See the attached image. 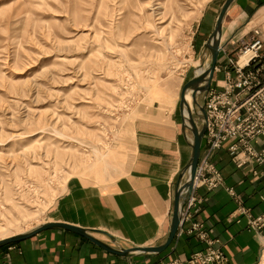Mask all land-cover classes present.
Instances as JSON below:
<instances>
[{
	"label": "rangeland",
	"instance_id": "1",
	"mask_svg": "<svg viewBox=\"0 0 264 264\" xmlns=\"http://www.w3.org/2000/svg\"><path fill=\"white\" fill-rule=\"evenodd\" d=\"M223 1L0 0V238L115 184L137 122L181 126L184 86L210 61L199 22Z\"/></svg>",
	"mask_w": 264,
	"mask_h": 264
},
{
	"label": "crops",
	"instance_id": "2",
	"mask_svg": "<svg viewBox=\"0 0 264 264\" xmlns=\"http://www.w3.org/2000/svg\"><path fill=\"white\" fill-rule=\"evenodd\" d=\"M225 1L207 7L199 22L204 55L209 56L205 43ZM256 29L264 32V0H234L223 21L221 47L231 38L248 40ZM225 59L220 52L217 64ZM178 125L177 120L137 122L134 158L125 175L106 190L72 192L57 206L58 218L49 222L90 229L93 236L114 247L163 244L171 228L180 176L191 157L182 122ZM216 158L225 185L212 191L205 187L193 191L195 201L187 206L175 239L161 253L123 256L75 231L55 227L1 246L0 264H170L175 260L192 264L187 260L190 255L209 246L208 241L189 233L194 222L205 227L212 246L222 249L230 264H260L264 229L252 226V221L264 214L262 167L239 168L226 151ZM227 187H234L236 195ZM241 208L247 213H241Z\"/></svg>",
	"mask_w": 264,
	"mask_h": 264
},
{
	"label": "built area",
	"instance_id": "3",
	"mask_svg": "<svg viewBox=\"0 0 264 264\" xmlns=\"http://www.w3.org/2000/svg\"><path fill=\"white\" fill-rule=\"evenodd\" d=\"M226 57L217 64L212 85L205 96L206 132L196 170L194 190L208 191L225 185V177L217 164V155L226 151L237 167L258 165L264 174V32L256 29L248 39L231 38L220 50ZM216 74H220L217 78ZM235 196L234 187H227ZM195 201L193 195L188 206ZM241 213H247L244 208ZM264 229V214L252 221ZM190 234L208 241L205 251L187 259L192 264H230L226 253L212 246L208 231L194 222ZM170 264H185L175 260Z\"/></svg>",
	"mask_w": 264,
	"mask_h": 264
},
{
	"label": "water",
	"instance_id": "4",
	"mask_svg": "<svg viewBox=\"0 0 264 264\" xmlns=\"http://www.w3.org/2000/svg\"><path fill=\"white\" fill-rule=\"evenodd\" d=\"M233 2L234 0H226L224 2L221 11L219 13L215 28L211 33V35L209 36V39L205 43V49L207 50L210 56V61L206 69L201 73H195L192 79L185 84L181 95L180 110L182 117V128L186 137L188 136L187 130H190L193 133L192 141H189L187 137L189 141V145L191 146L192 150H191L190 160L187 166L185 167V169L181 173L178 188L175 192L173 218H172L171 228L166 241L159 246H142V247L138 246V247H130V248L114 247L97 239L95 236L92 235L90 229L65 222H47L39 225L38 227L30 231L20 233L11 237H7L5 239H1L0 247L8 243L30 237L31 235L40 232L44 229L55 228V227H60L75 231L113 253L128 257L135 256L137 254L161 253L170 246V244L173 242L179 231L180 225L185 217L186 208L189 204V200L192 197L194 191L195 175L202 152L203 140L206 132V120H207L205 106L200 103V98L203 95L204 97L206 96V93L208 92V90L212 85V81L215 76V68L221 50L223 21L225 19L227 11L229 10ZM204 64L205 62L203 60L201 65L204 66ZM188 92H191L192 103H190L187 100ZM195 115H197L202 120L203 124L201 127L199 126L198 119L195 118ZM184 177L185 180H183Z\"/></svg>",
	"mask_w": 264,
	"mask_h": 264
},
{
	"label": "bare ground",
	"instance_id": "5",
	"mask_svg": "<svg viewBox=\"0 0 264 264\" xmlns=\"http://www.w3.org/2000/svg\"><path fill=\"white\" fill-rule=\"evenodd\" d=\"M206 69V66H203V65H200L199 66V69L197 70V73H201V72H203L204 70ZM187 100L190 102V103H192V97H191V92H188V94H187ZM167 149V148H166ZM165 149V150H166ZM162 150V149H161ZM168 160V159H167ZM24 233V232H23ZM18 233H15V234H12L13 236L14 235H17ZM20 234V233H19ZM12 235H7V236H3V237H1L0 238V240L1 239H5V238H7V237H11Z\"/></svg>",
	"mask_w": 264,
	"mask_h": 264
}]
</instances>
